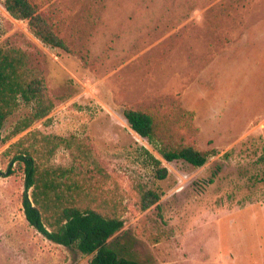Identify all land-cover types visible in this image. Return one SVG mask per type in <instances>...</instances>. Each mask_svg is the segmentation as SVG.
<instances>
[{"label": "rangeland", "instance_id": "obj_1", "mask_svg": "<svg viewBox=\"0 0 264 264\" xmlns=\"http://www.w3.org/2000/svg\"><path fill=\"white\" fill-rule=\"evenodd\" d=\"M38 1L70 51L44 44L0 0V45L31 54L30 66L42 69L57 103L20 135L10 137L31 106L22 105L4 125L0 264H90L93 257L48 240L25 217L23 167L7 176L1 155L34 130L78 137L92 151L107 175L102 198L125 222L111 242L127 257L148 264H264V91L242 96L240 55L232 54L242 28L264 17V0ZM174 101L193 113L195 135L179 126ZM125 109L157 111L169 118L177 145L217 154L201 168L169 163L131 129ZM146 150L169 169L167 179L154 177ZM52 164L76 162L61 148ZM142 188L162 194L147 211Z\"/></svg>", "mask_w": 264, "mask_h": 264}, {"label": "trees", "instance_id": "obj_2", "mask_svg": "<svg viewBox=\"0 0 264 264\" xmlns=\"http://www.w3.org/2000/svg\"><path fill=\"white\" fill-rule=\"evenodd\" d=\"M5 7L15 19L28 21L33 34L44 44L70 51L53 16L41 10V2L5 0ZM30 60L31 54L22 48L0 45V142L4 141L2 131L7 119L22 105L31 106L32 114L18 121L10 137L48 118L57 105L49 94L42 69L31 67ZM173 105L176 116H181L179 126L195 135L198 130L193 124V113L176 101ZM124 117L131 129L169 163L185 161L201 168L217 154L214 149L203 151L190 143L177 145L169 128V118H163L157 111L125 109ZM61 148L70 152L76 164L71 167L52 164ZM1 159L7 161V176L14 174L15 165L23 167L25 217L30 226L48 240L92 255L90 264H148L129 258L113 247L111 240L124 228L125 222L113 210L111 202L102 198L107 175L82 139L51 136L34 130L12 143ZM146 161L157 180L168 178L169 169L147 150ZM214 179L209 182L213 183ZM161 197L157 190L142 188L141 210L147 211L158 204Z\"/></svg>", "mask_w": 264, "mask_h": 264}, {"label": "crops", "instance_id": "obj_3", "mask_svg": "<svg viewBox=\"0 0 264 264\" xmlns=\"http://www.w3.org/2000/svg\"><path fill=\"white\" fill-rule=\"evenodd\" d=\"M233 53L240 55L241 68L237 79L240 80L242 96L262 94L264 91V17L242 28L239 42L232 48Z\"/></svg>", "mask_w": 264, "mask_h": 264}]
</instances>
